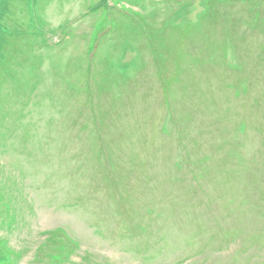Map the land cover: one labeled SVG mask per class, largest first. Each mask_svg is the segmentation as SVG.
<instances>
[{"label": "rangeland", "instance_id": "1", "mask_svg": "<svg viewBox=\"0 0 264 264\" xmlns=\"http://www.w3.org/2000/svg\"><path fill=\"white\" fill-rule=\"evenodd\" d=\"M208 1L0 0L3 264H264L262 35Z\"/></svg>", "mask_w": 264, "mask_h": 264}, {"label": "trees", "instance_id": "2", "mask_svg": "<svg viewBox=\"0 0 264 264\" xmlns=\"http://www.w3.org/2000/svg\"><path fill=\"white\" fill-rule=\"evenodd\" d=\"M229 0H223L222 2H219L218 0H209L207 2L208 6L206 7V12L205 14L200 18V22L197 23L198 26L205 24V23H210L214 21V19L217 16V12L219 9H225V10H230L231 8L234 10V12L239 16V25L241 26V22L243 23L244 30L243 33L245 35H248V30L249 28L252 29L250 32H255V35H262L259 39V41L256 43L257 49L254 51L248 52L246 55H249L250 53H255L258 55V59L254 61V66L258 65L259 68L256 70V73L262 75L263 81L260 82V86L263 83L264 86V0H235L234 3H227ZM154 17L155 15L152 16H147V18H151L149 24H147L145 27V33L143 34L145 37V40L147 41V46L149 49V52L151 53V56H147L143 58V64L142 67L145 68L147 66H155V65H164L167 64L168 62L165 60L163 61L162 59H159L157 53L158 50L161 46V38H160V32L164 29L165 26L169 27V23L164 24L162 23L154 32L151 23L154 22ZM130 22H133L135 25L139 22H142V20L139 18H132V20H129ZM255 23V24H254ZM245 24V25H244ZM187 27H192L193 25L187 26ZM174 29H181V28H174ZM201 29V28H197ZM203 30V29H201ZM212 32V30H211ZM242 38L246 39L244 35H242ZM261 41V42H260ZM4 44H0V51L3 49V46H6V42L3 41ZM259 44V46H258ZM260 47V48H259ZM252 70V69H251ZM253 71V70H252ZM238 77V76H237ZM263 88V87H261ZM68 113V112H67ZM8 118L10 116L7 115ZM60 180H64V183H66L67 177L66 178H60ZM64 231L65 233L67 232L65 229H57V234L55 237H52L54 247L55 248H60L62 250L67 249V245L70 243H74L72 240V237L67 234V239H64L63 234L61 231ZM59 234V235H58ZM61 237V243L57 242L56 239L58 237ZM51 245L48 243H45L43 245V248H47V252L50 254L51 253ZM69 251L71 249H68ZM5 248L0 247V264L2 263V260L6 261L8 260L9 256L5 254ZM65 254L64 252L61 254L60 257H64ZM42 260V256L40 258ZM82 260V259H81Z\"/></svg>", "mask_w": 264, "mask_h": 264}]
</instances>
